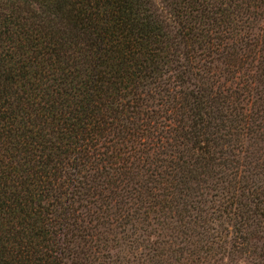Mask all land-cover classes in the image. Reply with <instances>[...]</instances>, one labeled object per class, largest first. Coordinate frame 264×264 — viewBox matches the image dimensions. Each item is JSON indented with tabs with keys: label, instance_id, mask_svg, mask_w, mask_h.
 <instances>
[{
	"label": "trees",
	"instance_id": "1",
	"mask_svg": "<svg viewBox=\"0 0 264 264\" xmlns=\"http://www.w3.org/2000/svg\"><path fill=\"white\" fill-rule=\"evenodd\" d=\"M0 264H264V0H0Z\"/></svg>",
	"mask_w": 264,
	"mask_h": 264
}]
</instances>
